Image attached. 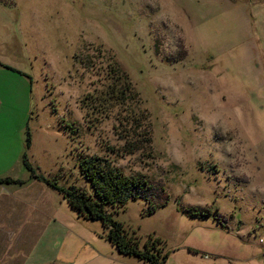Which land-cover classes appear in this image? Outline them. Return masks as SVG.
Returning a JSON list of instances; mask_svg holds the SVG:
<instances>
[{
  "label": "rangeland",
  "instance_id": "374dc122",
  "mask_svg": "<svg viewBox=\"0 0 264 264\" xmlns=\"http://www.w3.org/2000/svg\"><path fill=\"white\" fill-rule=\"evenodd\" d=\"M112 60L137 102L95 100ZM2 152L89 193L86 155L164 187L114 216L167 264H264V0H0Z\"/></svg>",
  "mask_w": 264,
  "mask_h": 264
},
{
  "label": "crops",
  "instance_id": "0c3cea01",
  "mask_svg": "<svg viewBox=\"0 0 264 264\" xmlns=\"http://www.w3.org/2000/svg\"><path fill=\"white\" fill-rule=\"evenodd\" d=\"M23 154L0 153V178L24 181L0 184V264H126L101 232L81 223L61 193L13 173L23 166Z\"/></svg>",
  "mask_w": 264,
  "mask_h": 264
},
{
  "label": "trees",
  "instance_id": "16d2710c",
  "mask_svg": "<svg viewBox=\"0 0 264 264\" xmlns=\"http://www.w3.org/2000/svg\"><path fill=\"white\" fill-rule=\"evenodd\" d=\"M107 75L111 84L104 93L95 97L98 103L113 99L120 105H129L138 101L139 93L135 91L128 74L119 67L117 61L110 62ZM142 136L147 144L151 143V132L147 126H144ZM31 143L29 134L26 143L28 148ZM128 147H130L128 151L134 150L132 144ZM22 161L31 178L41 180L61 193L80 218L101 222L104 228L102 237L121 255L136 257L146 264H167L169 252L165 253L164 248L160 246L162 244L160 239L150 237L141 247L138 236L135 233L131 234L125 224L114 216L116 209L124 207L131 200L138 199L147 201L149 214L156 212L170 199L164 187H156L145 175L127 174L110 158L99 155H86L80 164L83 176L92 185V193L76 186H61L55 179L38 174L29 161L27 153L23 154ZM5 183L23 184L24 181L10 177L0 178V184Z\"/></svg>",
  "mask_w": 264,
  "mask_h": 264
},
{
  "label": "built area",
  "instance_id": "2783aa9c",
  "mask_svg": "<svg viewBox=\"0 0 264 264\" xmlns=\"http://www.w3.org/2000/svg\"><path fill=\"white\" fill-rule=\"evenodd\" d=\"M260 242H261V243H264V239H261Z\"/></svg>",
  "mask_w": 264,
  "mask_h": 264
}]
</instances>
